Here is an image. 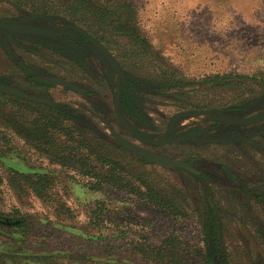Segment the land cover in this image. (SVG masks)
<instances>
[{
    "label": "rangeland",
    "instance_id": "374dc122",
    "mask_svg": "<svg viewBox=\"0 0 264 264\" xmlns=\"http://www.w3.org/2000/svg\"><path fill=\"white\" fill-rule=\"evenodd\" d=\"M126 1L136 9L149 41L151 49L144 59L135 56L138 46L125 37L112 36V45L104 44L107 53L79 36L74 42L55 38L68 22L74 24L66 9L75 0H0V17L49 32L0 29V81L65 107L77 117L80 130L94 147L125 165L137 164L153 174L151 181L183 190L188 217L176 220L113 189H106L101 197L88 192L83 175L52 164L47 156L31 149L17 130L1 126L0 115V130L10 137L9 143L3 142L5 132L0 131V153L6 152V158L0 159V213L18 209L33 226V234L21 241L2 226L0 252L18 257L9 264H28L31 254L53 252L86 256L95 264H106L103 259L108 257L115 264H153L139 248L161 246L173 235L205 247L206 199L212 195L219 210L217 239L226 251L214 263L264 264V183L258 185L256 167L264 160V123L240 127L226 122L264 109V0ZM33 9L44 12L32 18ZM118 69L135 91L133 115L125 113L124 117L144 144L125 129L113 111ZM213 75L234 77L233 84L208 82L206 77ZM54 79L73 80L89 94L55 84ZM27 80L54 85L35 87L27 85ZM209 109H221L225 114L198 113ZM6 111L15 112L11 107ZM167 137L180 141L163 147L151 144ZM118 138L189 163L200 175L164 169L130 151L123 153L118 150ZM10 167L24 173L57 174L49 203L32 194L19 198L7 184ZM98 199H105L110 207L100 228L89 219Z\"/></svg>",
    "mask_w": 264,
    "mask_h": 264
},
{
    "label": "trees",
    "instance_id": "16d2710c",
    "mask_svg": "<svg viewBox=\"0 0 264 264\" xmlns=\"http://www.w3.org/2000/svg\"><path fill=\"white\" fill-rule=\"evenodd\" d=\"M35 10L40 14L44 12L43 9H34V13ZM66 11L67 16H70L68 20L82 24L91 35L104 44L112 45V36L125 37L134 43L136 48L138 46L136 57L144 59L148 56L151 49L149 41L141 30L138 13L130 2L75 0ZM33 32L40 33L39 30ZM233 79L234 77L221 75L206 77L208 82L223 85L226 82L229 83L228 85L233 84L230 83ZM235 79L245 78L235 77ZM261 81L264 84V79ZM124 106V103L122 107L119 103L118 109L131 111ZM7 107H11L15 112L6 111ZM65 110V107L57 104L49 106L25 101L0 92L1 126L17 130L19 137L27 146L47 156L52 164L76 170L83 175L88 192L99 194L101 197L106 189H113L135 197L145 206L158 209L176 220L188 217L185 206L188 198L183 190L178 187H172L173 190L164 187L156 179L151 181L150 177L153 174L137 164L135 167L125 165L122 161L111 158L109 152L94 147L80 130L77 117ZM1 132H5L3 142L9 143L8 133ZM118 150L123 153L128 152L120 145ZM5 153H0V159L6 158ZM56 176L57 174L47 171L24 173L10 167L7 184L19 198L32 194L47 202L59 178ZM2 183L3 178L0 177V184ZM95 204V208L90 212V224L100 228L106 223L105 216L110 207L105 199H98ZM206 205L209 207V216L202 230L207 239L205 247L192 245L173 235L164 239L161 246L145 245L139 248L140 252L153 264H215L216 259L223 257L226 251L217 239L219 210L212 195L207 197ZM2 226L11 229L13 237H17L20 241L33 234L32 224L18 209L7 215L0 213V228H3ZM257 236L260 238L259 233ZM210 240L213 241L209 243ZM13 259L17 260L18 257L0 252V264H9ZM103 260L106 264L116 263L112 257ZM94 262L86 256H67L64 252H53L47 256L31 254L27 261L28 264H95Z\"/></svg>",
    "mask_w": 264,
    "mask_h": 264
},
{
    "label": "flooded vegetation",
    "instance_id": "af4514ba",
    "mask_svg": "<svg viewBox=\"0 0 264 264\" xmlns=\"http://www.w3.org/2000/svg\"><path fill=\"white\" fill-rule=\"evenodd\" d=\"M42 14V13H41ZM40 13H38L37 12V10H35V13H34V9H33V16H32V18H35L36 16H38V15H41ZM0 18H3V17H0ZM4 19H6V18H4ZM8 20V19H7ZM10 23H12L11 21H10ZM13 25H16V26H18L19 27V29H20V31H18V32H14V31H8V30H5V29H2V28H0V29H2V30H4V31H7V32H11V33H22V32H25V30H27V32H29V33H34L33 31L35 30H39L40 31V33H36V34H41V35H47L49 32L47 31V30H45V29H39V28H35V27H31V26H28V27H25V26H21V25H17V24H14V23H12ZM77 23H67L66 25H64V27L59 31V32H57V33H55L54 34V36H55V38H57V39H59V40H68V41H71V42H74V40H75V38H76V36H79L83 41H86V42H88L90 45H92L95 49H97L98 51H100V52H102V53H107V48L104 46V43L103 42H101L100 40H98V39H96L93 35H91L84 27H81V26H79V25H76ZM81 31H84L85 33H87V34H89L90 36H92V37H94L98 42H100L104 47H105V49L106 50H102V49H100V48H98L95 44H93L92 42H90L86 37H84L82 34H81ZM119 70V69H118ZM118 70H117V73H118ZM121 71V70H120ZM122 72V71H121ZM55 80L56 79H54V83H55ZM60 80H63V79H60ZM63 81H66V82H69V83H71V84H74V85H76L77 87H79V88H81V89H83V91L82 92H78V91H75V92H78V93H82V94H89V90L87 89V88H85V87H82V86H80V85H78L77 83H75L73 80H67V79H65V80H63ZM0 84H2V85H4V86H6V87H10V88H13V87H11V86H8V85H6V84H3V82L1 83V81H0ZM32 85V86H35V87H52L54 84H52V83H43V82H41V81H33L32 83L29 81V80H27V85ZM55 84H59V83H55ZM30 85V86H31ZM62 85V84H61ZM64 86V85H63ZM66 87V86H65ZM133 84H130L129 83V81L127 80V79H124V77H123V72H122V75H121V77H119V73H118V78H117V82H116V98L114 99V103H113V111L115 112V114H116V110H119L118 109V106H119V103H121V107H122V104L124 103V107H126V109L128 108H130V109H132V107H131V105H132V102L134 101V98H135V96L133 95V93H135V91H134V89H133ZM13 89H16V88H13ZM16 90H18V89H16ZM70 90H72V89H70ZM19 91H21V92H23V93H25V94H28L27 92H25V91H23V90H19ZM74 91V90H73ZM1 92V91H0ZM3 93V92H2ZM4 94H6V93H4ZM7 95H9V94H7ZM28 95H30V94H28ZM9 96H12V95H9ZM31 96H34V95H31ZM12 97H15V96H12ZM36 97H40V98H43V97H41V96H36ZM17 98H19V97H17ZM20 99H22V98H20ZM46 99V98H45ZM22 100H25V99H22ZM25 101H28V100H25ZM52 102V101H51ZM54 103V102H53ZM55 104V103H54ZM209 110H211V109H209ZM218 110H220V111H222V114H219L220 115V117H222V115H224L225 113H223L224 111L223 110H221V109H218ZM120 111V113H121V115L123 116V118L126 120V118L124 117V115H125V113L126 114H129L130 116L131 115H133V111L131 110H129V112L128 111H125V110H123V111H121V109L119 110ZM201 111H206V110H201ZM264 111V109L263 110H261V111H259L256 115H247L246 117H243V118H235V119H230V120H227L228 118L227 117H224L223 119H225V120H227L226 122L230 125V126H240V127H252V126H257V125H260V124H263L264 123V121L263 122H260V123H257V124H253V125H238V124H235L234 122L235 121H238V120H241V119H244V118H250V117H256L258 114H260L261 112H263ZM213 114H218V113H213ZM213 114H204V115H213ZM192 115H194V114H192ZM116 117H117V114H116ZM117 119H118V117H117ZM118 121L120 122V120L118 119ZM127 122H128V120H126ZM121 123V122H120ZM129 123V122H128ZM122 124V123H121ZM130 124V123H129ZM123 125V124H122ZM124 126V125H123ZM125 127V126H124ZM132 127V126H131ZM125 129L127 130V128L125 127ZM128 131V130H127ZM136 131V130H135ZM192 131V130H191ZM190 131V132H191ZM129 132V131H128ZM137 132V131H136ZM130 133V132H129ZM138 133V132H137ZM131 134V133H130ZM132 135V134H131ZM138 135H139V133H138ZM133 136V135H132ZM140 136V135H139ZM134 137V136H133ZM141 137V136H140ZM197 137V136H196ZM135 138V137H134ZM142 138V137H141ZM118 139H124V140H127V141H130L129 139H126V138H118ZM118 139H115V141H116V143H117V145L119 146L120 145V143L118 142ZM136 139V138H135ZM143 139V138H142ZM165 139H171V138H169V137H167V138H165ZM137 140V139H136ZM164 140V139H163ZM176 140H178V141H176V142H179L180 141V139H176ZM138 141V140H137ZM130 142H132V141H130ZM139 142H141V141H139ZM152 142H155V141H152ZM152 142H151V144H152ZM176 142H172V143H176ZM218 142H224V141H219L218 140ZM133 143V142H132ZM141 143H146V141L143 139V142H141ZM225 143H228V142H225ZM134 144H136V143H134ZM168 144H170V143H168ZM168 144H165V145H168ZM137 145V144H136ZM153 145V144H152ZM164 145V146H165ZM121 146V145H120ZM139 146V145H138ZM154 146H156V145H154ZM141 147V146H140ZM156 147H163V146H156ZM143 148V147H142ZM125 149V148H124ZM144 149H146V148H144ZM127 150V149H126ZM129 151V150H128ZM150 151V150H149ZM131 152V151H130ZM153 152V151H152ZM131 153H133V152H131ZM156 153V152H155ZM133 154H136V153H133ZM158 154V153H157ZM136 155H138V154H136ZM160 155V154H159ZM168 158V157H167ZM171 159V158H170ZM173 160H175V159H173ZM177 161H180V160H177ZM182 162V161H181ZM184 163H186V162H184ZM187 164H189V163H187ZM189 165H191V164H189ZM192 166V165H191ZM160 167H162V166H160ZM193 167V166H192ZM256 167L258 168V176H257V180H258V182L257 183H259L258 185H260V184H262V183H264V160L262 159V161L260 162H258V164L256 165ZM162 168H172V167H162ZM194 168V167H193ZM173 169H175V170H179V171H185V172H187V173H190V174H193V175H195V176H199L200 175V173L199 174H194V173H191V172H189V171H187V170H183V169H176V168H173ZM195 169V168H194ZM260 169V170H259ZM197 170V169H196ZM198 171V170H197ZM199 172V171H198ZM227 173H228V171H227ZM229 174V173H228ZM262 176V177H261ZM258 177H259V179H258ZM262 194V193H261ZM263 195V194H262Z\"/></svg>",
    "mask_w": 264,
    "mask_h": 264
},
{
    "label": "water",
    "instance_id": "95a60500",
    "mask_svg": "<svg viewBox=\"0 0 264 264\" xmlns=\"http://www.w3.org/2000/svg\"><path fill=\"white\" fill-rule=\"evenodd\" d=\"M0 28L8 30V31H14V32H18L20 31L19 27L16 25H13L12 23H10L9 20L4 19V18H0ZM81 34L86 37L90 42H92L93 44H95L98 48L102 49V50H106L105 47L98 42L94 37L90 36L89 34L85 33L84 31H81ZM119 73V77H121L122 72L120 70H118ZM55 83H59L62 84L64 86H66L69 89H72L74 91H78V92H82L83 89L77 87L74 84H71L69 82L60 80V79H56ZM0 91L15 97H19L28 101H33V102H37V103H42L45 105H49V106H54L55 104L53 102H51L48 99L45 98H40V97H36V96H31L28 94H25L19 90L10 88V87H6L2 84H0ZM199 115H204V114H213V113H218V114H222V111L218 110V109H211V110H206V111H199L198 112ZM116 114L118 119L120 120V122L127 128V130L138 140L143 142V139L138 135V133L135 131V129L133 127H131V125L123 118V116L121 115L119 110H116ZM264 121V111L261 112L260 114H258L256 117H250V118H244L238 121H235V124L238 125H253V124H257L260 122ZM178 140L176 139H164L162 141H155L152 142L153 145L156 146H164L165 144L168 143H172V142H176ZM118 142L120 143V145L133 152L136 153L144 158H146L149 161L154 162L155 164L162 166V167H172V168H176V169H183V170H187L191 173L194 174H199V172L194 169L191 165L181 162V161H177V160H173L170 158H167L165 156L159 155L155 152L149 151L147 149H144L130 141L124 140V139H118Z\"/></svg>",
    "mask_w": 264,
    "mask_h": 264
}]
</instances>
